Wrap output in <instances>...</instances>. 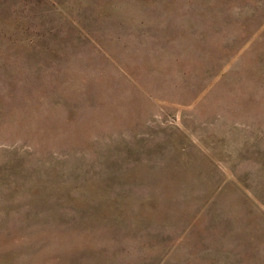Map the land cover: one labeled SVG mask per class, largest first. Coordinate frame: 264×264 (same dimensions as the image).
I'll list each match as a JSON object with an SVG mask.
<instances>
[{"label":"rangeland","instance_id":"1","mask_svg":"<svg viewBox=\"0 0 264 264\" xmlns=\"http://www.w3.org/2000/svg\"><path fill=\"white\" fill-rule=\"evenodd\" d=\"M0 264H264V0H0Z\"/></svg>","mask_w":264,"mask_h":264}]
</instances>
